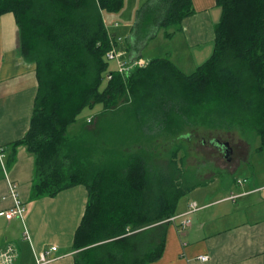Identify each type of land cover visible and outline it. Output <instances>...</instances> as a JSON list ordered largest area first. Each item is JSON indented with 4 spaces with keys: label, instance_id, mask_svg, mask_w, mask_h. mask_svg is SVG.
Listing matches in <instances>:
<instances>
[{
    "label": "trees",
    "instance_id": "trees-1",
    "mask_svg": "<svg viewBox=\"0 0 264 264\" xmlns=\"http://www.w3.org/2000/svg\"><path fill=\"white\" fill-rule=\"evenodd\" d=\"M166 1L159 24L182 30V21L193 14L192 0ZM217 4L222 16L214 52L195 71L186 74L169 58H155L123 76L106 56L117 38L103 13L120 12L124 0H0V16L15 15L21 56L36 65L30 128L11 144L12 150L25 146L35 158L31 199L53 198L76 186L88 190L73 241L74 264L159 260L167 221L180 200L201 186L184 180L187 157L176 147L168 169L151 167L146 151L111 150L95 161L90 135L68 134L83 110L102 105L104 116L126 98L130 116L144 131L253 129L258 150H264V0Z\"/></svg>",
    "mask_w": 264,
    "mask_h": 264
},
{
    "label": "crops",
    "instance_id": "crops-1",
    "mask_svg": "<svg viewBox=\"0 0 264 264\" xmlns=\"http://www.w3.org/2000/svg\"><path fill=\"white\" fill-rule=\"evenodd\" d=\"M218 1L192 0L193 14L182 21V30L178 29L182 36L170 60L173 55L181 65L182 50L183 63L195 71L212 56L215 27L222 16ZM112 34L120 38L117 33ZM121 39L118 49L123 53V60L141 59L140 39L135 34L127 40ZM19 49L15 15L3 14L0 16V149L4 151L0 159L3 172L0 176V248L12 247L16 251L14 264H36L42 252L56 247L50 264H74L73 241L88 203L87 188L76 186L53 198L32 200L35 158L25 146L16 150L11 147L30 128L38 89L36 65L26 62ZM11 153L12 163L9 162ZM240 184L244 186L246 179ZM13 186L16 197L26 209L23 220H7L5 216L16 207ZM201 186L193 192L199 191ZM228 193L209 202L207 195L193 200L205 208L191 215V226L184 230L179 228V221L175 225L168 223L163 255L149 264H264V181H254L240 193L229 187ZM218 195L217 191L215 197ZM233 196L238 197L231 200ZM47 204L48 209H45ZM190 205L191 202L178 204L176 214H184ZM46 223L47 229L41 235L40 226ZM68 223L72 225L69 231L72 236L66 248L50 244L52 237L62 236L67 231L55 225ZM25 233L30 239L25 238ZM202 256L208 257V261H202Z\"/></svg>",
    "mask_w": 264,
    "mask_h": 264
},
{
    "label": "rangeland",
    "instance_id": "rangeland-1",
    "mask_svg": "<svg viewBox=\"0 0 264 264\" xmlns=\"http://www.w3.org/2000/svg\"><path fill=\"white\" fill-rule=\"evenodd\" d=\"M167 4L166 0H124V7L120 12H104L103 17L110 31L117 33L120 38L127 40L135 34L142 44L140 47L141 59L149 63L155 58H170L169 56L182 36L178 32L177 25L159 24L165 17L168 9ZM114 24H118L119 28L113 29L112 25ZM182 59L181 50V65L177 59L173 58V55L171 60L180 70L191 74L194 69L183 63ZM123 62H128V60L125 59ZM110 68L117 69V63L111 62ZM128 105L124 98L104 116L101 113L102 105L83 110L78 116L77 122L69 128V137H76L83 133L89 134L90 139L95 142L94 145H89L93 149L95 161L103 158V154L111 150L119 152L146 151L149 156V164L153 168L168 169L172 151L175 147L179 148V156L187 157L184 180L191 179L196 184L202 185L196 193L189 192L184 196L180 205L181 203H192L193 200L200 199L205 195L208 196L207 202H209L213 198L216 200V198L230 194L228 193L229 187H232L234 192L240 193L244 189H248L254 181H264V150H258L260 139L253 129L230 126L213 129L208 126H198L185 128L181 133L174 134L149 126V129L144 131L130 116ZM180 123L181 116L178 124ZM125 132L127 136L123 138L122 134ZM224 143H228L232 149L229 158H227L225 150L221 148V144ZM1 173H3L2 170L0 176ZM244 179H246V184L242 186L243 184L240 183H243ZM217 191L219 195L215 197ZM31 203L26 205L29 206ZM44 208L48 209V204ZM47 224H41V235L46 231ZM64 225H55L57 229H67V231H64L62 236L57 234L58 237L50 239V244L55 243L63 250L70 242L69 237L72 236L69 233L72 225L70 223ZM55 227L54 229L50 228L52 234H54ZM48 237L50 238V236Z\"/></svg>",
    "mask_w": 264,
    "mask_h": 264
},
{
    "label": "built area",
    "instance_id": "built-area-1",
    "mask_svg": "<svg viewBox=\"0 0 264 264\" xmlns=\"http://www.w3.org/2000/svg\"><path fill=\"white\" fill-rule=\"evenodd\" d=\"M114 26L115 28L119 27L118 24H115ZM108 31H110L109 27H108ZM115 37L117 38V42L114 44L113 49L109 51L106 56L110 61L117 63L116 70L119 74L123 76H130L132 72L135 71L136 69L145 68L148 65V63L142 59H135L128 62H123V53L119 51L116 45L117 43L118 44L121 43L122 39L118 38L116 35ZM111 79L112 76H109L108 80ZM3 157H4V151L0 149V159H2ZM14 190H15V186H13V196L15 197L16 200V207L10 212L5 213V216L7 220H11L13 218H20L23 220L24 215L26 213V209L23 206L22 202L16 197ZM237 197L238 196H233L230 199L234 200ZM204 208L205 207L201 206L198 202H192L189 209L184 214L175 215L171 217L167 222L175 225L177 221H179V228L184 230L191 226V219H190L191 215ZM24 236L25 238L30 239L28 233H25ZM56 251H57L56 247H52L50 251L45 250L38 256L36 264H50L52 262L51 254ZM16 258H17L16 251L12 247L0 248V264H14ZM200 259L204 262L208 261V257L206 256H202L200 257Z\"/></svg>",
    "mask_w": 264,
    "mask_h": 264
},
{
    "label": "water",
    "instance_id": "water-1",
    "mask_svg": "<svg viewBox=\"0 0 264 264\" xmlns=\"http://www.w3.org/2000/svg\"><path fill=\"white\" fill-rule=\"evenodd\" d=\"M223 145L225 147L226 156H227V158H229L230 155L232 154V149H231V147H230V145L228 143L223 144Z\"/></svg>",
    "mask_w": 264,
    "mask_h": 264
},
{
    "label": "flooded vegetation",
    "instance_id": "flooded-vegetation-1",
    "mask_svg": "<svg viewBox=\"0 0 264 264\" xmlns=\"http://www.w3.org/2000/svg\"><path fill=\"white\" fill-rule=\"evenodd\" d=\"M224 144H225V143H224ZM221 148L225 150V147H224V145H223V144H221ZM225 154H226V153H225Z\"/></svg>",
    "mask_w": 264,
    "mask_h": 264
}]
</instances>
